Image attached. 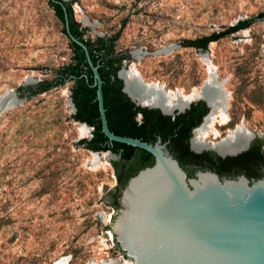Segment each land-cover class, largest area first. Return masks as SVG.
<instances>
[{
  "label": "rangeland",
  "instance_id": "obj_1",
  "mask_svg": "<svg viewBox=\"0 0 264 264\" xmlns=\"http://www.w3.org/2000/svg\"><path fill=\"white\" fill-rule=\"evenodd\" d=\"M64 1L95 46L120 31L115 52L127 58L119 67L144 82L188 94L211 68L223 80L229 119L217 116L205 139L243 127L264 147V18L204 49L187 43L263 12L264 0ZM62 26L48 0H0V95L11 90L20 100L0 112V264L129 263L109 228L117 178L108 156L99 152L103 164L93 166L79 143L92 127L73 118L72 81L35 95L18 90L72 61Z\"/></svg>",
  "mask_w": 264,
  "mask_h": 264
},
{
  "label": "water",
  "instance_id": "obj_2",
  "mask_svg": "<svg viewBox=\"0 0 264 264\" xmlns=\"http://www.w3.org/2000/svg\"><path fill=\"white\" fill-rule=\"evenodd\" d=\"M65 29L69 38L83 49L92 71L103 134L110 142L142 148L154 158L152 165L130 176L119 192V207L109 228L120 250L132 259V264H264V174L254 180L243 174L219 178L208 170L187 176L160 139L151 143L111 131L98 64L92 61L86 43L70 31L66 14ZM174 47L164 46L150 53H166ZM122 69L125 66L116 73L122 80L121 91L136 105L159 106L131 95L120 75ZM137 80L143 85L141 78ZM211 81L216 82L226 100L222 82L215 78L205 80L202 89ZM33 82L36 80L27 78L24 84ZM19 102L14 91H4L0 95V112ZM167 104L165 100L160 106L164 113L170 114L177 108ZM248 142L249 138L234 152L247 147ZM101 152L115 158L110 150Z\"/></svg>",
  "mask_w": 264,
  "mask_h": 264
},
{
  "label": "trees",
  "instance_id": "obj_3",
  "mask_svg": "<svg viewBox=\"0 0 264 264\" xmlns=\"http://www.w3.org/2000/svg\"><path fill=\"white\" fill-rule=\"evenodd\" d=\"M50 7L53 9L56 17L62 22V32L68 39V44L73 51L72 61L63 64L55 70V76L49 80L44 79L26 86H20L18 90H27L31 95L48 91L56 86L63 85L72 81L71 98L75 106L73 118L85 122L92 127V135L89 139H81L80 144L92 151L111 150L119 154L117 160L111 161L112 164L123 162L130 149L135 146L126 143L112 141L110 142L101 131L100 117L96 100V87L93 85L92 71L88 65L83 49L72 41L65 29V14L68 18L69 29L76 37L83 40L88 46L92 61L98 64V71L103 80L102 93L107 118L108 127L116 134L124 136L147 138L150 136L152 127L156 128L154 121L144 119L141 123L133 119V111H129V106L133 105L129 98L121 91L122 80L116 75L121 66L123 59L127 58L125 54L115 52L116 40L119 38L120 31L106 38L98 37V46L95 42L84 37L85 29L81 28L79 23L73 17L71 4L64 0H48ZM264 18V11L250 18L238 20L235 24L225 27L220 31L213 32L207 36H202L187 43L196 48H206L207 45L222 37L232 34L241 29L249 27L258 19ZM166 119L168 117L162 116ZM168 132V131H167ZM164 131L163 139L167 136ZM179 138L180 135H174ZM141 138V137H140ZM141 152L131 163V172L129 176L134 175L140 168L151 165L154 161L153 156L146 150L140 149ZM127 176V178L129 177ZM127 178L118 184L117 190L112 192L110 204L116 209L119 207V192L127 182Z\"/></svg>",
  "mask_w": 264,
  "mask_h": 264
},
{
  "label": "flooded vegetation",
  "instance_id": "obj_4",
  "mask_svg": "<svg viewBox=\"0 0 264 264\" xmlns=\"http://www.w3.org/2000/svg\"><path fill=\"white\" fill-rule=\"evenodd\" d=\"M182 102V106L175 108L170 114L164 113L160 105L139 106L132 102L133 105H130L128 110L133 111V119L136 122L141 123L144 119H148L154 121L156 125V128H151L150 136L146 139L142 135L134 138L151 143L160 139V142L165 144L169 153L186 171L187 176H194L199 170L212 171L219 178H235L243 174L250 180H254L263 176L264 147L259 135H248L245 139L249 138L248 145L241 151H220L215 147V143L228 136L221 139L214 136V140L202 137L204 130H210L208 120L216 110L214 104L211 105L204 97H196L186 102L182 100ZM162 116L168 118L163 119ZM164 131L168 132L163 139ZM174 135H180V137L176 138ZM193 141L197 143L195 146ZM140 149L138 147L130 149L123 162L112 164L118 184L129 176L132 169L131 163L141 152ZM111 152L115 154V158L111 161L117 160L119 154Z\"/></svg>",
  "mask_w": 264,
  "mask_h": 264
},
{
  "label": "bare ground",
  "instance_id": "obj_5",
  "mask_svg": "<svg viewBox=\"0 0 264 264\" xmlns=\"http://www.w3.org/2000/svg\"><path fill=\"white\" fill-rule=\"evenodd\" d=\"M136 71L137 70H135L133 67H129V69L125 68L120 71V75L126 80V90L131 95L139 97L140 99L144 100L145 103H152L154 105L163 106V102L167 100L168 102L167 107L168 106L181 107L183 104L182 100L186 102L196 97H204L208 100V102L211 105L214 104V106L216 107V110L211 114L210 119L208 120L209 126H212L217 116L220 117L221 123H226L227 120L229 119L225 111L226 100L223 99L219 87L216 85L215 81H211L209 86L205 89H202V86H200L196 89H193L191 93L185 94L180 92L181 90L180 91L165 90V89L159 90L162 86L155 82L143 81V85L146 86L144 87L137 80L139 78L142 79V77H139ZM211 77L215 78L218 83L222 82V87L224 88L223 80H218L216 73L213 70H211V68H208V76L206 80H210ZM239 128L231 131V133L227 135L228 138H224L216 142L215 147L218 148L220 151H235L236 149L242 147L244 143L247 141L245 139L250 134L246 132L245 128L243 127L242 128L239 127ZM81 131L82 133H87L88 129L86 126H83ZM206 134H207V130H204L202 132V137H205ZM196 144L197 143L193 141V145L195 146ZM103 155H106L108 157L110 156L109 153L107 152L106 153L103 152ZM90 159L94 163L93 166L97 167L98 165L103 164V162H101L100 153L92 151ZM110 236L113 237L111 233ZM67 261L68 259L65 257L63 259H59L55 261L53 264H67ZM122 262L123 264H129V263L132 264L131 262L128 263L124 259L122 260Z\"/></svg>",
  "mask_w": 264,
  "mask_h": 264
},
{
  "label": "built area",
  "instance_id": "obj_6",
  "mask_svg": "<svg viewBox=\"0 0 264 264\" xmlns=\"http://www.w3.org/2000/svg\"><path fill=\"white\" fill-rule=\"evenodd\" d=\"M131 263H132V261H131Z\"/></svg>",
  "mask_w": 264,
  "mask_h": 264
}]
</instances>
